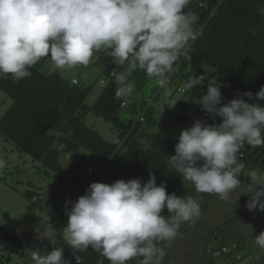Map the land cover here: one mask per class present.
Returning a JSON list of instances; mask_svg holds the SVG:
<instances>
[{"label":"clouds","instance_id":"clouds-1","mask_svg":"<svg viewBox=\"0 0 264 264\" xmlns=\"http://www.w3.org/2000/svg\"><path fill=\"white\" fill-rule=\"evenodd\" d=\"M190 0H0V76L11 75L14 82L31 76L30 68L50 56L58 69H72L92 63L95 53L104 50L125 71L113 72L117 95L131 97L134 84L128 77L139 69L161 86L168 81L174 64L186 54L189 41L198 34L196 17L184 9ZM264 16V4L257 5ZM255 35V30H250ZM207 80L206 93L197 102L201 110L220 117L208 124L196 119L181 131L169 167L194 184L197 192L216 194L228 200L245 172L239 153L245 144L264 147V86L253 94L245 91L224 101L221 83L213 76L191 74L184 87L193 89ZM100 84L104 83L101 78ZM72 83H78L75 79ZM6 96V95H5ZM244 97L248 99L245 100ZM57 151L66 145H52ZM6 162L0 159V170ZM250 171L243 194L245 207L264 211V174ZM68 222L64 228L67 244L73 252L89 248L110 264H162L166 248L180 233L184 222L195 224L201 216L198 199L177 196L166 191L149 173L145 183L139 177L117 179L112 183L92 182L74 202H65ZM167 215H164V210ZM52 237L51 232L40 235ZM255 244L264 249V231L255 236ZM74 255V254H73ZM76 264L83 257L74 255ZM31 264H71L62 247L47 254L30 252ZM103 264V261H98Z\"/></svg>","mask_w":264,"mask_h":264},{"label":"trees","instance_id":"trees-1","mask_svg":"<svg viewBox=\"0 0 264 264\" xmlns=\"http://www.w3.org/2000/svg\"><path fill=\"white\" fill-rule=\"evenodd\" d=\"M259 4H264V0H190L184 9L196 17L193 28L199 34L194 41H189L186 54L174 64L165 84L174 82L175 90L183 94L170 115L180 126L175 138L159 140L146 131L156 125L148 102L149 91L156 92L165 85L161 86L156 78L149 79L143 70L137 69L128 77L134 84L132 96H118L115 78L110 74L125 71L126 65L115 64L104 50L95 53L96 60L89 63L100 72L94 81L87 79L89 82H85L79 75L66 78L58 71H47L45 65L49 56L30 68V77L14 82L10 74L0 76V91L11 100L0 117V136L31 158L37 167V175L46 180L50 178L52 186L65 185L76 198L84 194L92 182L112 183L117 179L127 181L139 177L145 183L150 172L156 176L157 185L165 182L169 194L191 196L195 186L169 167V156L175 154L181 131L189 128L196 119L213 124L219 123L221 118L203 112L197 103L206 93L207 80L193 89H186L184 84L191 74L203 73L206 79L214 76L222 85L225 102L245 91L255 94L264 86V16L257 11ZM253 29L255 35L250 32ZM101 78L104 83L100 92L89 102L88 98ZM73 79L78 83L73 84ZM249 102L264 104L255 95ZM90 115L110 123L117 135L112 140L106 139L87 122ZM56 141L65 144V149L57 151L53 148ZM80 150L99 160L98 170L94 169L92 174L86 172L83 157L75 156ZM240 154V162L245 166L251 169L264 167V147L245 144ZM67 156L73 159L70 161ZM15 182L10 190L18 197L31 203L42 198L33 182L19 177ZM25 184L27 188L20 191L18 186ZM202 194L204 199L219 198L216 194ZM243 199L248 200V195L244 194ZM163 214H168L166 209ZM259 219L258 226L249 229L253 233L250 238L255 239L264 231V211ZM67 222L68 216L64 215L58 219L56 230L48 231L54 242L42 238L38 244L29 243L0 226V263L11 262L12 254H15L23 264H31L32 250L47 254L52 248L62 247L71 264H76L74 255L83 257V264H98L101 260L103 264H110L91 248L87 252H73L64 233ZM186 224L189 223L184 222L181 226ZM224 225V229L216 227L208 233L199 264H253V259L257 264H264V249L255 250L256 245L251 242L254 239L247 237L249 240L245 242L242 234L239 237L229 228L228 222ZM190 227H193L191 230L195 228ZM180 230L183 232V228ZM207 251L209 253L205 254ZM128 264H137V261L130 260Z\"/></svg>","mask_w":264,"mask_h":264},{"label":"rangeland","instance_id":"rangeland-1","mask_svg":"<svg viewBox=\"0 0 264 264\" xmlns=\"http://www.w3.org/2000/svg\"><path fill=\"white\" fill-rule=\"evenodd\" d=\"M45 68L47 71H58L66 78L79 75L84 78L85 82H89L87 79L94 81L100 73L96 67L91 65H77L72 69H58L54 66L50 56ZM101 85L98 83L95 86L88 98L89 102L94 101L98 96ZM175 86V83L172 82L171 85L159 87L156 92L154 90L149 91L151 97L148 102L153 111L156 125L146 131L159 140L166 141L175 138L180 129V126L170 117L176 109L177 103L183 99V94L175 90ZM10 103L11 100L0 91V117ZM87 122L94 125L108 140H112L117 135L111 124L101 118L90 115ZM75 156L83 157L81 159L84 161L85 167L88 168V173L92 174L94 169L98 170L99 160L91 153L80 150L75 153ZM0 159L6 162V166L0 170V226L29 243H37L42 239L40 235L52 229L56 230L58 219L67 215L65 202L69 198L74 202L77 198L70 193L65 185L56 184V187L52 186L50 178L46 180L37 175V167L31 158L18 152L10 142L4 140L1 136ZM253 169L257 171L256 167ZM253 169L245 166L244 174L239 177L241 180L240 186L229 194L226 201L214 197L204 199L202 193L196 190L192 192L191 196L198 199L202 210L200 221L194 225L189 223L181 226L183 232L179 231L182 235H178L170 244L168 242L160 244L161 247L166 248L167 253L162 264H199L208 233L216 227L224 229L225 222L229 223V228L234 229L233 232H236L238 236L242 234L243 241L247 242L249 240L247 237L250 238L253 234L249 229L258 226L261 213L258 209L249 211L245 207L247 200L243 199L247 184L251 182L250 177H247L248 172L246 170L252 171ZM18 177L22 180L26 179V182L30 181L36 184L42 198L36 199L35 203H31L11 191L10 188L16 185L15 180ZM26 186L25 184L18 186V188L23 192L27 188ZM190 225L195 227L194 230H191L193 227H190ZM250 239L253 240L254 238ZM251 242L255 244V239ZM1 244L4 246L3 242ZM7 246L11 247L9 244ZM254 248L257 251L259 249L257 245ZM208 253L209 251L205 252V254ZM0 264L23 263L19 256L12 254L11 262H1ZM253 264H257L255 259H253Z\"/></svg>","mask_w":264,"mask_h":264},{"label":"bare ground","instance_id":"bare-ground-1","mask_svg":"<svg viewBox=\"0 0 264 264\" xmlns=\"http://www.w3.org/2000/svg\"><path fill=\"white\" fill-rule=\"evenodd\" d=\"M96 60V57L95 56H93V59H92V61L91 62H94ZM240 157H242V155L240 154L239 155ZM68 157V159L71 161L72 159H73V157L72 156H67ZM88 169V168H87ZM87 169H86V172H87ZM82 177H83V173H82ZM81 177V178H82Z\"/></svg>","mask_w":264,"mask_h":264},{"label":"built area","instance_id":"built-area-1","mask_svg":"<svg viewBox=\"0 0 264 264\" xmlns=\"http://www.w3.org/2000/svg\"><path fill=\"white\" fill-rule=\"evenodd\" d=\"M224 250V249H223Z\"/></svg>","mask_w":264,"mask_h":264}]
</instances>
